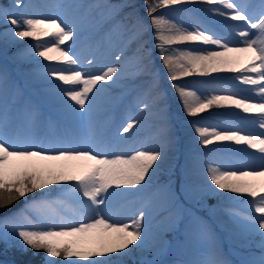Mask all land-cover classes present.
<instances>
[{
  "label": "snow or ice",
  "instance_id": "1",
  "mask_svg": "<svg viewBox=\"0 0 264 264\" xmlns=\"http://www.w3.org/2000/svg\"><path fill=\"white\" fill-rule=\"evenodd\" d=\"M198 4L204 8L184 10L207 15L194 16L187 26L156 14L162 8ZM32 7L26 0H8L0 7V24L5 25L0 40L5 47L32 41L16 56L21 63L35 65L24 71L26 83L78 127L45 120L31 98L5 100L8 78L0 74V210L39 194L0 216V242L23 251H43L47 264H231L215 232L191 213L180 238L181 258L164 259L172 251L165 229L184 211L169 185L158 189L169 206L166 211L172 213L167 225L153 228L158 206L154 200L130 216L116 210L118 205L123 209L128 197L142 194L174 145L142 43V20L132 12L120 17L122 8L131 5L96 6L109 9V32L115 29L126 44L136 45L130 55L124 48L114 53L116 63L103 68L97 67L89 43L93 34L86 26L95 19V8L67 0L55 6L56 13L42 16L31 13ZM145 7L154 46L185 115L195 118L211 114L213 108L225 110L216 114L215 124L201 120L193 122L192 129L199 146L223 145L230 154L208 163L202 182L181 190L188 199L220 195L244 206L228 207L222 227L236 248L245 250L238 264H264V0H155ZM130 62L131 71L126 67ZM214 73L232 76L204 91L177 83L194 74ZM142 75L148 79L137 107L141 116L160 119L159 146L129 148L124 137L140 119L125 120L110 136L96 114L112 103L105 93ZM200 163L193 148L187 174H199ZM53 194L56 198L49 199ZM193 244L198 245L195 253Z\"/></svg>",
  "mask_w": 264,
  "mask_h": 264
},
{
  "label": "rangeland",
  "instance_id": "2",
  "mask_svg": "<svg viewBox=\"0 0 264 264\" xmlns=\"http://www.w3.org/2000/svg\"><path fill=\"white\" fill-rule=\"evenodd\" d=\"M62 2H67V0H59ZM8 0H0V7H2L4 4H6ZM99 2L98 5H113V6H123V5H131V7H123L120 11V17H124L127 13L132 12L135 13L136 16H138L142 20L141 27H146V24L150 23L149 16L147 14V9L145 7L146 3H152L155 2V0H97ZM251 2H257V0H251ZM187 8H196V9H202L204 8L203 5H185ZM166 9H169V14H166ZM85 10H89L88 8ZM103 10V14L105 17H108L109 9L107 8H101ZM170 8H162L158 9L156 14H165L169 19L181 23L186 24L185 22V16L178 12L175 15H170ZM204 15H207L206 13ZM87 26V24H86ZM5 28V25L0 24V32H2ZM88 31L93 34L94 37V30H92L91 26L90 28L87 26ZM113 32L115 29L112 30ZM116 32V31H115ZM151 32H149L148 36L145 35L147 38L142 41L144 49L146 50V55L149 58L150 64L153 67L154 71L153 73L155 76H159L160 80H162L164 72H166V69L164 65L161 62V54L158 51V49L154 46L157 41L154 39V35L150 36ZM103 41V40H102ZM105 42V40H104ZM103 42V43H104ZM32 41L29 39H25L22 41H19V43L12 44L9 43L7 47L4 46V43L2 40H0V74L5 71L9 72L11 70V66L18 65L20 61L14 60L10 55H8V50H11L12 48L16 46H23L22 49L25 48L26 45L31 44ZM71 43V42H68ZM103 43H99L98 46L101 48ZM120 44V43H119ZM114 45L112 46L113 53H117L121 47L125 50L134 49L136 47L134 46L124 44V46L121 45ZM98 46L96 48H98ZM178 47H185L184 45H180ZM21 49V50H22ZM99 52V51H98ZM131 54V53H130ZM11 57V58H10ZM106 57H109V55L102 56V59L105 60ZM39 59V58H38ZM106 62V60H105ZM21 66L27 67L31 64L30 62H24L20 63ZM27 65V66H26ZM105 65V64H104ZM103 65V67H104ZM133 64L130 62L126 67L129 69ZM35 67V65H33ZM102 67V68H103ZM225 75H228L229 78H231V73H224ZM8 79H10L9 76H7ZM158 78V77H157ZM204 76L200 75H192L190 77H186L184 79H188V81H185V86L189 88H196L200 91H204L208 86L204 83L202 80ZM13 80V86L15 87L16 82L20 83L22 82V79H13L11 77V82ZM158 84L160 85L159 89L161 92V101L163 102L164 106V112L162 113L164 118L168 120V124L171 128V133L174 138V144L177 145V150L174 152L171 156V162L168 164L163 165L162 168H158L153 176L152 181L149 183L148 187L143 190L142 194L140 196L136 197H128L125 201H122L123 209L118 205L117 211L123 210L127 213L128 216L132 214L137 208L141 207L144 203H150L151 201H156L158 206L155 208L153 212L152 217V225L155 229L156 227L160 225H167L169 224L170 220L172 219V213L169 211H166V209L169 207L167 203L163 201V199L158 194V189L162 188L165 185H169L171 188V191L175 193V195L179 198V204L181 205L182 209L184 210L182 215L177 217L175 219V224L171 228H166L165 230L168 231L167 241L171 243L172 251L169 252L164 259L166 261H174L178 258H181V252L178 251L180 247H182L181 244V236L185 235V228L187 225L186 217L189 213L194 214L197 217H200L204 221L207 222V224L210 226V228L215 232L217 237V242L219 244L220 250L224 255V258L229 260L231 264H238V261L243 257L245 254V250L237 249L233 240L228 236V234L224 231L222 227V220L226 219V216L224 215L225 210L228 207H235L237 210H244V206L242 205H234L233 201L229 199H225L224 197L220 195H213V196H205L203 199H188L185 197L184 192H182V186L187 187L191 181L186 177V159L183 155V145H186V139L184 136L181 137V133L178 130L179 126L181 127V122L191 121L194 122L203 120L207 124H211L212 121L214 123L217 122L216 114L223 112L225 110L223 109H216L213 108L211 110V114L206 112L201 114V116L198 117H188L187 115L183 114L179 115L175 112V106H174V98L172 97V94L170 95V92L166 89V87L162 86V83L158 81ZM242 87V86H241ZM106 94V93H105ZM24 96V95H23ZM17 98H20V96H15L13 100H17ZM25 98V97H24ZM32 99L37 105L40 106V109L42 111L43 108H46L45 105L49 104L42 96L40 97H33ZM5 100L6 97H4ZM27 99V98H25ZM118 102V100H117ZM117 102H113L112 106L118 108ZM175 104L178 105V110L181 108L179 100L175 102ZM44 105V106H43ZM50 105V104H49ZM53 111L50 112L47 115H51L48 119L58 121L59 119L63 121L64 126L71 124L73 127H78V124L76 122L70 121L67 117L63 116L57 109L53 108ZM43 114H45L44 111H42ZM179 118H182L179 120ZM202 118V119H201ZM201 119V120H200ZM143 130H139L138 132H142ZM213 146L221 147L223 145H210L207 148H211ZM178 178V181H177ZM195 182V181H194ZM196 184H199L200 181L195 182ZM230 194L225 193L224 196H228ZM39 196L38 193L36 194H30L29 196L23 198L24 203L18 204L14 210L11 212H15L16 210L22 208L25 204V201H30L34 197ZM49 199H55L56 194H53L52 196L48 197ZM22 200V199H21ZM7 208L3 209V213H0V216H4L8 213H4ZM191 207H193L191 209ZM215 212V215H212L213 211ZM9 212V213H11ZM168 221V223H167ZM165 222V224H163ZM167 223V224H166ZM198 245L193 244L192 245V252L195 253L196 248ZM253 251L258 252L257 249H253ZM26 255H29L30 257H35V260L38 264H47L48 258L46 257L45 253L43 251L40 252H34L31 249L27 251L21 250L19 247H14L11 243L5 244L3 242H0V264H17L16 258H24Z\"/></svg>",
  "mask_w": 264,
  "mask_h": 264
},
{
  "label": "bare ground",
  "instance_id": "3",
  "mask_svg": "<svg viewBox=\"0 0 264 264\" xmlns=\"http://www.w3.org/2000/svg\"><path fill=\"white\" fill-rule=\"evenodd\" d=\"M253 1V0H252ZM27 3H30L33 7L30 9L31 13H34L36 15H42V16H49L58 11V9L55 7L56 4H46L45 2L40 1L39 3H36L35 0H26ZM75 3L83 4L86 6H91L95 8V19L94 20H88L86 21L87 26L92 28L94 30V38H92L89 43L91 44L92 50L97 52L96 57H97V67L102 68L103 65H110V64H115L116 62L113 59V49L112 46L114 45H121L123 44V40L121 38V35L116 33L115 31H108V28L111 27L109 23V17H105L103 14V10H101L100 7L98 6L99 2L97 0H73ZM36 3V4H35ZM87 9V8H86ZM184 9H188L185 7V5H180L176 6L174 8H170L172 12L170 11V15H175L178 12H181L185 16V22H187L185 25H189L193 19L194 16H205L203 12H198V13H192L185 11ZM169 9H166V14H169ZM87 10L84 9V15H87ZM141 32H142V41H144L147 37L145 36L151 32L150 36L154 35L153 34V29L151 23L146 24V27H141ZM102 40H105L103 43ZM102 41V42H101ZM103 43L101 48H99L98 44ZM100 43V44H101ZM2 44H0L1 46ZM98 46V48H96ZM131 46H134L131 44ZM180 46V45H179ZM185 47H188V45H184ZM23 48V46H16L12 48L11 50H8V55H10L14 60H18L16 58L17 53ZM128 51L129 55L131 53L130 50ZM105 55H109V57H106L105 60L102 59V56L104 57ZM10 57V58H11ZM19 61V60H18ZM21 63V62H20ZM18 65H12L11 70L6 74L7 76H12L15 79H22L21 84L19 85L18 82H16L17 86L16 88L18 89H9L8 91V96H9V101H11L12 96L14 93L21 92L24 94L25 98H32L33 97H40V95H37L36 90L33 88H30L29 85L26 83L24 79V71L30 68H34L33 66L29 67H24L21 66L22 64ZM104 65V66H105ZM151 66V64H150ZM133 65L129 68V70H133ZM152 71H154L153 67L151 66ZM10 73V75H9ZM197 76L196 74H194ZM158 77V78H157ZM157 81H160L162 83L163 87H166V89L170 92V95L172 94V97L174 98V106H175V112L176 114L182 115L185 114L182 110V107L178 110V105L175 104V102L178 101L177 95L175 91L171 87V82L167 78V71L164 72L162 80H160L159 76H156ZM147 77L146 76H140L139 78L134 79L133 81H122L120 86L117 87V89H110L108 92H111L108 97L112 98V102L117 101L119 98L121 100L119 107H121L122 111L119 112V110H115L114 107L111 105L107 108L100 109L99 112L96 114V119L99 123L104 124L106 126V131L108 135H114V133L117 132L118 128L122 126L125 120H128L130 118H137L140 119L141 123L139 124L138 127L135 128V130L131 133L130 136L126 135L124 137L125 140V147H145V148H154L158 147V128L160 124V119H158L157 116L155 115H145L141 116L137 104L138 100L137 97L141 90L144 88L146 82H147ZM220 79L223 80H228L230 79L228 75H225L224 73H214L211 76H204L202 79L204 83L209 86L211 83L218 81ZM185 81H188V79H182L180 81H177V83L183 85L185 84ZM160 87V85H159ZM16 92V93H17ZM107 96V95H106ZM38 104V103H37ZM41 101H40V104ZM124 105V106H123ZM162 107L164 106L163 102L161 101ZM44 106V105H43ZM46 108H43L42 111L45 113H50L53 111L52 106L49 104L45 105ZM46 115V114H43ZM163 116V114H162ZM164 117V116H163ZM182 118H179L181 120ZM167 123L168 120L166 119ZM194 121H186V122H181V127L179 126V131L181 133V137L184 136L186 139V145H183L182 153L187 161V158L190 154V151L195 148L197 150V154L201 157V163H200V171L199 174L197 175H192L189 176L187 174V178L191 182H202L203 180V173L206 171V168L208 166V163H211L214 159H218L220 157H223L225 155H229L225 149L224 146L221 147H216L213 146L211 148H204L202 146H199L198 144L195 143V140L197 139L195 137V133L192 129V123ZM58 123H62L60 120ZM214 124V123H212ZM169 125V124H168ZM112 128L109 130V127ZM63 127V126H62ZM143 130L142 132H138L139 130ZM172 134V133H171ZM177 145H173L171 149L167 150V158L164 159L162 162H159V168H162L163 165L169 164L172 159V154L176 152L177 150ZM235 147V146H233ZM186 168V165H185ZM193 207H191L192 209ZM215 210L212 212V215H215ZM168 223V221H167ZM166 223V224H167ZM165 224V222L163 223Z\"/></svg>",
  "mask_w": 264,
  "mask_h": 264
}]
</instances>
